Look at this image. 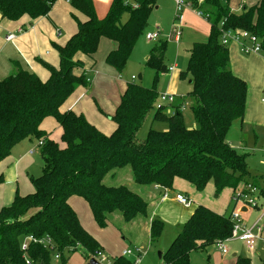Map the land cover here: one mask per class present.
Here are the masks:
<instances>
[{
  "label": "trees",
  "instance_id": "1",
  "mask_svg": "<svg viewBox=\"0 0 264 264\" xmlns=\"http://www.w3.org/2000/svg\"><path fill=\"white\" fill-rule=\"evenodd\" d=\"M54 1L0 0V16L9 21L23 16L34 20L46 16ZM189 1L194 9L208 15L209 35L205 42L194 43L189 49L186 70L179 77L188 76L192 88L174 106L172 114H165L163 107L154 108L158 99L154 87L135 82L126 85L110 117L114 130L109 135L81 114L60 111L78 87L88 86L83 63L75 55L92 59L99 40L108 39L115 48L105 61L120 73L136 41L147 33V19L156 0H111L102 19L96 17L92 0H69L85 21L77 23V31L65 45H54L58 67L44 64L47 80L41 81L20 68L0 80V161L16 143L28 138L37 141L41 159L40 175L29 178L33 192L15 194L9 206L0 208V264H26L25 259L28 264H54V254L60 255V264H65V257L77 251L86 261L101 253L97 241L82 228L70 207L71 197L88 205L93 222L100 229L109 224L108 216L116 212L126 224L138 216L145 217L147 203L140 196L124 185L102 183L103 177L114 169L129 167L135 184L164 190H171L176 179L191 184L198 192L211 182L216 193L223 188L232 190L235 208L236 189L245 178L252 177L245 155L226 142V135L232 123L243 118L247 86L232 73L227 46L220 39L225 30L246 31L257 38L260 53L264 54V0L243 5L237 12L230 9V0H204L200 5L197 0ZM125 14L127 19L122 22ZM165 50V41L154 42L145 61L157 75L167 71ZM184 103L196 127L185 125L180 109ZM151 111L152 122L165 128L149 129L139 141L136 134ZM46 118H52L59 127V142L40 130ZM261 193L264 195L263 190ZM162 228L161 220H151V241L159 239ZM231 231L230 214L219 215L198 205L162 254V263L189 264L191 251L215 245L230 237ZM29 235L47 236L52 246L30 243L22 253L20 245ZM109 264L133 262L116 256ZM234 264L251 262L238 255Z\"/></svg>",
  "mask_w": 264,
  "mask_h": 264
},
{
  "label": "crops",
  "instance_id": "2",
  "mask_svg": "<svg viewBox=\"0 0 264 264\" xmlns=\"http://www.w3.org/2000/svg\"><path fill=\"white\" fill-rule=\"evenodd\" d=\"M161 1H164L163 5L166 4L169 13L171 15L174 14L175 0H156V6L153 8L151 13L155 10L160 9V7L162 6L160 4ZM247 1H254L250 4L252 5L257 3L258 0H246L244 3H246ZM92 2L96 17L98 19L104 18L108 11L111 0H92ZM244 3H239V9L234 10V12L240 10ZM180 12L182 13H180L181 16L179 15L180 18H175V20H178L179 23V35L176 36L175 32L172 39L175 44H179V46L184 40L186 51H188L189 53V49L192 44L202 43L207 40L209 35V24L208 21L197 17L190 9L185 8ZM126 19L127 15L125 14L122 17V22L126 21ZM83 21H85V17L81 13L76 11L70 5V3L65 0H55L46 16L39 17L34 20L30 19L27 16H23L17 21H9L7 19L1 18L0 16V80L14 74L17 71V68H20L22 70H26L30 73L35 74L41 81H46L49 74L44 67V64H47L54 68L58 67V55L54 45H65L68 39L77 31V23ZM155 30L156 31L152 32H157V27L155 28ZM147 32H150L148 28ZM10 34H12L14 37L13 39L8 41L6 40V37ZM205 35L206 39L198 42V38L204 37ZM158 40L159 36L157 41ZM114 48L115 43L108 39L101 38L98 43L97 51L95 52L92 59L80 53H77L75 55V59L80 60L83 63V71L88 86L87 88L78 87L63 102L60 107L61 112L72 111L75 113H80L90 124H92L95 128H97L105 135H109L110 132L114 130V124L110 120V117L115 112V109L119 104L120 97L123 94L126 85L130 82H133L134 80V77L131 75V77L129 78L130 81H127L126 79L128 77H126V72H124L123 74V77L125 79L122 78V72L124 71V68L120 73H118L114 68L106 63V55L114 50ZM227 49L229 55V65L232 73L242 79L247 86L246 106L243 118L234 122H238L241 129H250L249 127L257 128V126L262 127L264 126V54L260 52L247 55L243 54L242 52H240V48L236 43H230L229 45H227ZM147 59L148 56L146 57L145 61H147ZM170 67H173V71L171 72L168 71V68ZM170 67H167V71L165 72L169 76V84L166 86L164 91H167L168 95L174 96L178 93L179 83L181 79L179 77L180 72L178 71L176 65ZM189 84H191L190 81ZM90 98L94 102V105L91 102ZM104 117H107L108 120L111 121V124L105 122ZM52 128L53 134L50 137L48 135V138L55 142H59L61 131L52 118H46L40 124V130L43 132H45V130H51ZM26 140H28V142ZM26 140H22L16 143L11 148L9 155L5 158V164L8 165V169H4L3 167L5 165V160L0 164V177H2L3 181L0 184V208L9 206L12 203L15 194L25 196L33 192L32 185L31 188H29L28 186L22 187L20 185L22 179L24 178L25 172H29L30 170V156L33 153V150L31 149L34 148L35 145L34 143H32L31 138H28ZM35 142L37 143L36 140ZM125 178L127 179L125 180ZM102 183L106 186L114 187L124 185L129 190L140 196L145 202L148 200L146 199L148 198L147 189L150 188L154 191L162 190L165 193L159 196H154V200L156 201L153 200L154 204L151 202L154 207L147 208L148 213L154 217H157V215H161L162 211L167 207H170L172 205H180L174 199L176 193H166V191L169 192L172 191V189L164 190L159 188L158 186H141L135 184L129 167L112 170L103 177ZM163 195H166L167 197L165 199H162ZM181 195L190 200L187 195ZM79 201L83 200L77 197H71L69 198L68 203L72 210L75 212L82 228L87 231L99 244L98 239L93 233V230H95L94 226L96 229L98 227L93 222L90 209L84 201V205ZM194 207H192V210L190 209L191 207L189 209L185 208V210H182L180 213L175 215L172 223L173 225L176 224L175 226L177 229H175V232L171 234L166 249L175 239L182 224L191 215ZM240 212L243 215H247L250 211L248 207L240 206ZM117 217L121 218V215L117 212L109 215V224L112 219H115ZM138 218H142V220H138ZM152 219H147L146 216H138L130 223H124L129 227L126 233L131 241H133L135 244L133 245V248H137L138 244H140L139 241H136L138 235H142L144 233L148 235L149 241L153 242L150 239L149 233L150 222ZM145 227L147 231L144 230ZM157 241H155V243H157ZM99 246L102 250L101 257L99 258L92 256V258L89 259H94L98 264H100L101 261H105L106 259H108L107 256H109V254H119L118 256H123L126 259H128L132 254L130 253V255H123L124 251L130 250L129 248L123 249L120 253L116 251H114L113 253L112 251H107L108 253H106L103 250L102 245L99 244ZM207 247L203 248L202 250H205ZM165 251H161L160 258H158V255L156 254V258L158 259V261H161V256ZM192 252L193 251L189 253V260L190 254ZM228 253L229 250L225 255L221 253L220 254L222 257H226ZM73 254H66L68 257L65 255L67 257H65L67 259L65 264H67V262L69 261V256H72ZM79 255L82 259V263L88 264L89 260L86 261L81 254ZM236 256L238 255L233 254L232 256L233 264L234 258ZM111 257L112 260L116 256ZM111 260L109 261V263L111 262ZM228 263L230 264V262L228 261L224 264Z\"/></svg>",
  "mask_w": 264,
  "mask_h": 264
},
{
  "label": "rangeland",
  "instance_id": "3",
  "mask_svg": "<svg viewBox=\"0 0 264 264\" xmlns=\"http://www.w3.org/2000/svg\"><path fill=\"white\" fill-rule=\"evenodd\" d=\"M164 1H161V7L158 10L153 11L148 19H147V28L150 32L156 31L155 28L157 27V32L159 33V40L166 42V50H165V59L164 64L167 67L176 65L178 71L180 73L186 70L187 60L189 53L186 51L185 41L181 42L179 46L175 44L173 41L174 33L179 31V23L178 20L176 21L175 18H180L181 12L176 13V6L174 14H170L167 10L166 4L163 5ZM254 1H247L243 5L247 6L253 3ZM242 3L240 0H230L229 7L232 11L239 9L238 4ZM184 9H181L183 11ZM181 13V14H180ZM178 14V15H177ZM180 15V16H179ZM206 39V35L204 37L198 38V42H201ZM157 41V40H156ZM156 41H147L145 40L144 36H141L134 46V50H132L130 57L128 58V62L124 66V71L122 72V78L124 72H126L128 77L126 80L130 81L131 75L134 77L133 82L140 83L144 87H154L157 95H167L168 92L164 91L166 86L169 84V76L165 73H159L158 75L155 74V71L146 66L145 60L146 57L149 55V51ZM236 43V42H232ZM237 44V43H236ZM185 45V46H184ZM238 45V44H237ZM179 46V47H178ZM179 48V52H178ZM132 70V72H131ZM140 75L141 79L138 81L137 76ZM190 78L188 76H184L181 78L179 83L178 93L175 94L173 97V101L171 104H164L163 105V112L165 114H172L174 112V106L180 104L181 98H186L189 92L191 91V84H189ZM87 88V87H86ZM88 91V90H86ZM91 102L94 105V102L90 98ZM182 100V99H181ZM75 113V112H73ZM154 111H151L143 121L141 127L139 128L136 138L139 141H142L149 129L154 130H163L165 125L162 126L161 123L152 122V116ZM80 114V113H75ZM182 117L184 119L185 125L190 127H196V124L193 121L191 111L188 108L182 110ZM105 122L111 124L110 120L107 117H104ZM241 129L239 127L238 122H234L232 127L229 129L226 135V141L230 144L232 148H234L238 153L245 155V162L248 167V171L252 178H245V181L241 182V184L236 189L235 195L243 193L248 190V186L255 188V192L252 195H246L243 198V202L251 200L253 203L261 202V198L259 197V193L257 194V184L260 191H264V126H257L256 127H249ZM53 128L51 130H45L47 135L52 136ZM111 133V132H110ZM53 139V138H52ZM26 140V139H25ZM28 142V140H26ZM32 143H34V148L31 157V164L29 167V172H25L24 178L22 179L20 185L22 187L28 186L31 188V183L29 181L30 177H37L40 175L41 172V159L39 149L37 147V143L35 142L34 138H31ZM58 141V140H57ZM5 159L0 161V164ZM6 160L4 161L5 164ZM7 166V167H5ZM4 169H8V165L5 164ZM8 174V173H7ZM127 178H125L126 180ZM21 180V179H20ZM257 180V181H256ZM258 189V190H259ZM176 193V194H184L187 195L190 200L192 201L191 208L188 207L187 209H191L192 207H196L201 205L203 207L208 208L209 210L219 214L228 216L231 212L236 211L240 206L244 205L242 203V199L235 204L232 201V190L229 188H223L218 193H216L215 188L213 187L211 182H208L202 191H196L193 186L185 181L176 179L172 185V191H166V193ZM163 192L161 191H154L150 188L147 189V196L148 199L146 203L148 207H154V196L162 195ZM156 201V200H154ZM83 205V201H79ZM151 202L153 204H151ZM180 206V207H179ZM172 205L170 207L165 208L162 211L161 215H157V217L151 216V214L146 212V218L152 219L157 218L161 220L163 223V228L161 231V236L157 243L150 242L148 239V235L146 233L142 235H138L136 241H139L137 248H133L134 242L127 235L128 225H125L122 217L112 219L110 224L106 228L96 229L94 226L93 233L95 234L96 238L100 245H102L103 250L108 253L107 251H114L121 252L125 248H129L132 252L131 256H129L130 261L138 260V264H161L162 260L158 261L156 258V254L161 253V251H165L166 247L168 246L169 239L171 234L175 232L176 224L173 225L172 221L175 218V215L180 213L182 210H185V207L182 205ZM249 208V214L243 215L240 214V220L242 224L246 227H251L257 220V217L260 215L262 208L259 210L255 208ZM138 220H142V218H138ZM146 221V220H145ZM147 231L146 227L144 228ZM177 231V230H176ZM264 234V232H263ZM148 239V241H147ZM217 242V241H216ZM226 247L229 250V253L226 257H222L220 252L218 251L216 245L207 247L205 250L200 251H193L190 254L189 264H224L225 262H230L233 264V254L234 255H242L244 257L249 258L252 264H263L264 263V250H260V256H257L256 253H252L248 251L245 242L239 240H229L226 243ZM78 252V251H77ZM80 253H75L72 256H69V261L67 264H83L82 259L79 255ZM118 256L116 254H109L107 256L108 259L105 261H101L100 264H108L111 260V256ZM68 257V256H67ZM66 257V258H67ZM92 258V257H91ZM100 258V257H99ZM225 261V262H224ZM229 264V263H228Z\"/></svg>",
  "mask_w": 264,
  "mask_h": 264
},
{
  "label": "built area",
  "instance_id": "4",
  "mask_svg": "<svg viewBox=\"0 0 264 264\" xmlns=\"http://www.w3.org/2000/svg\"><path fill=\"white\" fill-rule=\"evenodd\" d=\"M69 2V0H65ZM204 0H197V4L200 5ZM246 0H242L244 3ZM175 6L177 12H180L181 9H190L197 17L204 19L205 21H208V15L204 14L201 9H194L192 5L190 4L189 0H175ZM176 36L179 35V31L175 33ZM159 34L157 32H147L145 34V40L147 41H156L158 39ZM13 35L10 34L6 37V40L13 39ZM221 44L223 46H227L232 42H236L240 48V52L243 54H251V53H259L260 52V46L258 44L257 38L253 35H250L246 31H222L221 32ZM168 71H173V67L168 68ZM173 101V97L171 95H158V99L154 105L155 109H161L164 104H171ZM186 107V103L184 105H181L180 109L183 110ZM249 194L251 195L255 189L248 186ZM259 193V194H258ZM248 193H240L236 195V203L239 202L242 199V203L245 207L255 208L259 210L262 208V211L260 215L257 217L256 222L251 227H246L242 224L240 220V208H238L236 211H233L230 213V220L232 222V231L230 237H228L225 240L217 241L215 243L218 251L225 255L227 254V247L226 243L229 240H239L245 242V245L248 249V251L252 253H256L257 256L260 255L261 251L264 250V195L261 193L260 190L257 189V194L261 198V202L259 203H253L251 200H248L246 202H243V198L246 195H249ZM167 196L163 195L162 199H165ZM175 201L178 202L180 205H182L185 208L190 207L191 201L186 198L185 196L181 194H176L174 197ZM39 244L46 246H52L51 240L49 237H43V238H36L31 235L24 238L20 245V250L22 253L26 252L28 244ZM131 251L126 250L123 252V255H130ZM95 257H101V253H97ZM60 255L54 254L52 257V260L54 264H60L59 262ZM25 263L28 264V260L25 259ZM133 264H138V260L133 261ZM164 264V263H161Z\"/></svg>",
  "mask_w": 264,
  "mask_h": 264
},
{
  "label": "water",
  "instance_id": "5",
  "mask_svg": "<svg viewBox=\"0 0 264 264\" xmlns=\"http://www.w3.org/2000/svg\"><path fill=\"white\" fill-rule=\"evenodd\" d=\"M138 81L141 79V76H137ZM158 258H160V253L157 254ZM88 264H98L94 259L89 260Z\"/></svg>",
  "mask_w": 264,
  "mask_h": 264
}]
</instances>
